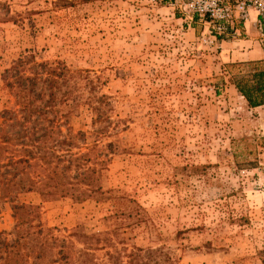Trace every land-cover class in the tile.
I'll return each mask as SVG.
<instances>
[{
  "label": "rangeland",
  "instance_id": "rangeland-1",
  "mask_svg": "<svg viewBox=\"0 0 264 264\" xmlns=\"http://www.w3.org/2000/svg\"><path fill=\"white\" fill-rule=\"evenodd\" d=\"M179 3L0 0V130L5 69L63 61L59 120L101 186L82 202L21 192L35 208L18 216L0 192V264H264V118L233 82L255 65L224 56L242 20Z\"/></svg>",
  "mask_w": 264,
  "mask_h": 264
},
{
  "label": "trees",
  "instance_id": "trees-1",
  "mask_svg": "<svg viewBox=\"0 0 264 264\" xmlns=\"http://www.w3.org/2000/svg\"><path fill=\"white\" fill-rule=\"evenodd\" d=\"M233 82L249 106L264 105V68L260 61ZM70 68L63 61H37L34 54L20 57L6 68L3 80L15 94V107L3 110L0 138V192L9 198L15 215L35 208L17 202L21 192H37L43 200L71 197L82 202L97 188L96 168L85 166V155L73 152L81 131L63 132L57 105L68 98ZM67 89L63 91V84ZM66 96V98H63ZM66 122V121H65ZM23 213L20 218H24Z\"/></svg>",
  "mask_w": 264,
  "mask_h": 264
},
{
  "label": "built area",
  "instance_id": "built-area-1",
  "mask_svg": "<svg viewBox=\"0 0 264 264\" xmlns=\"http://www.w3.org/2000/svg\"><path fill=\"white\" fill-rule=\"evenodd\" d=\"M179 8L190 20L198 15L234 24L236 19L248 20L251 10L264 20V0H180Z\"/></svg>",
  "mask_w": 264,
  "mask_h": 264
},
{
  "label": "crops",
  "instance_id": "crops-1",
  "mask_svg": "<svg viewBox=\"0 0 264 264\" xmlns=\"http://www.w3.org/2000/svg\"><path fill=\"white\" fill-rule=\"evenodd\" d=\"M260 17L256 10H251L250 17L240 26L241 38L234 39L228 43H224V56L227 57L228 61L232 62H251L260 61L264 64V36L261 33V23H259ZM264 67V65H263ZM241 94V93H240ZM242 95V94H241ZM246 100V98L242 95ZM247 105L248 101L246 100ZM252 111L259 112L260 116L264 118V105L251 107Z\"/></svg>",
  "mask_w": 264,
  "mask_h": 264
}]
</instances>
